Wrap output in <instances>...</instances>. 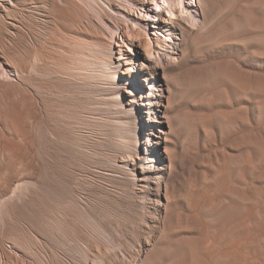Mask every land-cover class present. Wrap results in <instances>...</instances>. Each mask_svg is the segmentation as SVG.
Here are the masks:
<instances>
[{
  "label": "rangeland",
  "instance_id": "374dc122",
  "mask_svg": "<svg viewBox=\"0 0 264 264\" xmlns=\"http://www.w3.org/2000/svg\"><path fill=\"white\" fill-rule=\"evenodd\" d=\"M54 1L4 6L0 264H264V0L168 35L151 0Z\"/></svg>",
  "mask_w": 264,
  "mask_h": 264
},
{
  "label": "bare ground",
  "instance_id": "6f19581e",
  "mask_svg": "<svg viewBox=\"0 0 264 264\" xmlns=\"http://www.w3.org/2000/svg\"><path fill=\"white\" fill-rule=\"evenodd\" d=\"M139 1L141 3H143L142 5H144L146 0H139ZM151 1L153 2V5H154L155 8L154 9H150L151 10V15L148 16V13H147V16L150 19L143 20L144 22L141 23L140 28L142 29L144 26H146V24H145L146 21H150L151 20L153 23H154V21H156V23L152 27L154 29L160 30L159 31L160 34H163V35L170 34L171 32H170V29L168 27H171V28L174 27L176 22L180 21V19H182V16L185 13H189L188 15L185 14L186 18L187 17H191L192 18V16H191L192 9H195L196 7H198V2H196V0H187V1L186 0H160V3H159L158 0H151ZM38 2H43V3L45 2L47 11L51 15H53V14L55 15L56 9L58 8L56 3H55L56 1H54V0H38ZM66 2H68V0H66L65 3ZM147 3H148V0H147ZM5 4H7L9 6L11 5V7H18V6L21 5L19 0H0V26L2 24H4V22H3L4 16H5V18H8V17L12 16L11 11L9 9H5V7H4ZM163 6L165 7L164 11H162ZM150 10H148V11H150ZM154 10H155V12H154ZM164 13H165V17H164ZM177 14H179L180 16L178 17ZM127 29H128V27L126 28V31H127ZM143 31H145V30H142V32ZM150 35L154 36L155 34H153L152 32H149V33H145V35L144 34L143 35H141V34L136 35L137 39H135V42L138 43V45H139L138 49L141 52V53H137V56L141 55V57L143 56V58H144L145 57L144 56L145 53H148V54L151 55L152 53H154L153 52V48L154 47L155 48L157 47L158 49L163 50V46L161 44H159L157 42V40L154 39V37L150 38ZM163 35H161V36L163 37ZM122 59H125V57H122L120 60H122ZM145 61H146V63L147 62L150 63V60H148L146 57H145ZM153 62L151 61V63H153ZM134 64L140 65V63H136V62ZM144 65H143V63L140 65V68H139L140 72H143V71L149 69L147 66H144ZM150 68L153 69V70L157 69V68H160V64L158 65V64L154 63L153 66H151ZM119 74L126 75V72H124L123 70H119ZM132 79H134V77H132ZM119 84L125 86V85H128L129 83H128V81L125 78H121ZM132 84L134 85V84H136V82H134Z\"/></svg>",
  "mask_w": 264,
  "mask_h": 264
}]
</instances>
